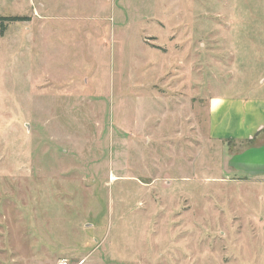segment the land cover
I'll return each mask as SVG.
<instances>
[{"label": "rangeland", "instance_id": "1", "mask_svg": "<svg viewBox=\"0 0 264 264\" xmlns=\"http://www.w3.org/2000/svg\"><path fill=\"white\" fill-rule=\"evenodd\" d=\"M13 16L0 264H264V137L216 141L208 113L264 79V0H0Z\"/></svg>", "mask_w": 264, "mask_h": 264}, {"label": "crops", "instance_id": "2", "mask_svg": "<svg viewBox=\"0 0 264 264\" xmlns=\"http://www.w3.org/2000/svg\"><path fill=\"white\" fill-rule=\"evenodd\" d=\"M260 83H254L247 92L223 91L208 99L212 139L243 142L264 137V79ZM258 162L264 165V157ZM251 174L254 181L264 182L263 169Z\"/></svg>", "mask_w": 264, "mask_h": 264}, {"label": "trees", "instance_id": "3", "mask_svg": "<svg viewBox=\"0 0 264 264\" xmlns=\"http://www.w3.org/2000/svg\"><path fill=\"white\" fill-rule=\"evenodd\" d=\"M0 19L12 21V20H18L19 18L17 16H13V17H0ZM0 27H2L1 31H4L6 29V24L1 23ZM249 141H251V140H249ZM249 141H247V142H249Z\"/></svg>", "mask_w": 264, "mask_h": 264}]
</instances>
